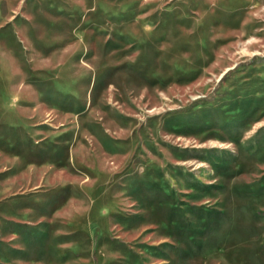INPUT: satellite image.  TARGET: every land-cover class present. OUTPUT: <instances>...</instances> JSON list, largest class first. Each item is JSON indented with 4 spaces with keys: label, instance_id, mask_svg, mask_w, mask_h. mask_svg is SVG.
Returning a JSON list of instances; mask_svg holds the SVG:
<instances>
[{
    "label": "rangeland",
    "instance_id": "rangeland-1",
    "mask_svg": "<svg viewBox=\"0 0 264 264\" xmlns=\"http://www.w3.org/2000/svg\"><path fill=\"white\" fill-rule=\"evenodd\" d=\"M0 264H264V0H0Z\"/></svg>",
    "mask_w": 264,
    "mask_h": 264
}]
</instances>
